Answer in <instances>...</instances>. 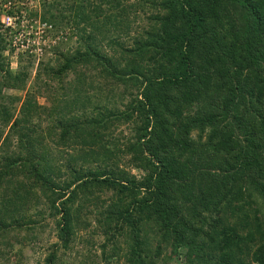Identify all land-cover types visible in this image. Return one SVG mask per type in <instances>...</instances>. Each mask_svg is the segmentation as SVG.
I'll use <instances>...</instances> for the list:
<instances>
[{
    "label": "trees",
    "instance_id": "1",
    "mask_svg": "<svg viewBox=\"0 0 264 264\" xmlns=\"http://www.w3.org/2000/svg\"><path fill=\"white\" fill-rule=\"evenodd\" d=\"M39 6L27 16L42 39L73 46L37 62L52 82L36 92L51 106L26 94L11 119L18 97L1 90L23 89L31 61L10 71L0 21V237L48 217L56 240L42 264H54L93 200L107 259L156 264L167 251L174 264H264V0ZM123 123L132 134L119 143Z\"/></svg>",
    "mask_w": 264,
    "mask_h": 264
},
{
    "label": "rangeland",
    "instance_id": "2",
    "mask_svg": "<svg viewBox=\"0 0 264 264\" xmlns=\"http://www.w3.org/2000/svg\"><path fill=\"white\" fill-rule=\"evenodd\" d=\"M16 9L18 11L20 10L23 17L21 15L17 17ZM6 10H12L15 12L16 16L14 15L12 18H8L3 15V11L5 12ZM28 11H38L39 13V0H0V21L4 26L9 27L7 33L10 34L12 38V44L10 46L14 47L12 51L5 50L4 53H2L5 58L7 57L8 68L13 72L19 69L21 64H24L26 60L30 59L31 61L28 67L29 76L23 89L3 88L1 90L4 96L18 97L17 101L9 105V107L13 109L11 110V119L19 115L20 105L26 94L35 96L39 105L46 107L51 106L48 96L46 98L43 94L36 92V87L40 85V82L42 80L47 82L48 80L46 74L41 70L39 75H36L38 71L36 66L37 62H45L48 59L50 60L49 65L51 66L54 61V51L71 48L73 43V38L68 40L60 37L50 38L47 36L46 39H42L41 36L44 32H41V23L36 19L31 20L29 18L30 16H27ZM145 21L146 20L141 17L139 20H136L133 25L143 26ZM55 47H57V49L53 50ZM19 53L22 55L20 63H18L17 59ZM27 53L29 54L26 55ZM2 101L1 104L8 105V103L5 102V98L2 99ZM114 103L117 109L120 111L123 110L124 100L120 103L117 99ZM111 104L112 102L107 104V106ZM40 124L41 127H43L45 123L42 121ZM129 129V124L123 123L117 125V127L112 129V135L115 136L120 143L124 141V139H128L130 134H132ZM5 132L6 127H4V129L2 128L1 137ZM107 137L108 136H105V139ZM43 143L48 144V140L45 138ZM59 148L61 149L60 146ZM56 151H59L58 148H56ZM127 170H129L131 174L137 176V178L143 174L141 170H136L131 167H127ZM102 196H104V194H102ZM88 203L90 210H94L96 207L97 209L103 208V205H99L93 200ZM32 210L33 209H30V212ZM90 210L82 208L77 215L75 212L76 218L74 225L77 226L78 224L79 229L75 231L73 240L68 248H60L57 250V258L54 264H126L121 255L118 256L115 254L109 259L102 256L103 254L100 253L102 235L95 229L97 226L92 218V214H90ZM44 218L45 220L41 223L40 227L35 225L32 229L23 228L18 233L12 231L10 234L0 237V241L2 240L0 243V264H42L45 254L51 249L50 244L56 240L52 220L45 216ZM15 238L18 240H15ZM119 253H121V251ZM155 263L174 264L175 262L173 258L168 257L167 251H164L162 256L156 259Z\"/></svg>",
    "mask_w": 264,
    "mask_h": 264
}]
</instances>
